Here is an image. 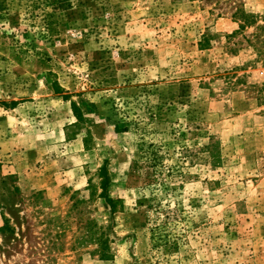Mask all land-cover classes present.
Returning <instances> with one entry per match:
<instances>
[{
    "label": "rangeland",
    "instance_id": "1",
    "mask_svg": "<svg viewBox=\"0 0 264 264\" xmlns=\"http://www.w3.org/2000/svg\"><path fill=\"white\" fill-rule=\"evenodd\" d=\"M0 175V264H264V0H0Z\"/></svg>",
    "mask_w": 264,
    "mask_h": 264
},
{
    "label": "trees",
    "instance_id": "2",
    "mask_svg": "<svg viewBox=\"0 0 264 264\" xmlns=\"http://www.w3.org/2000/svg\"><path fill=\"white\" fill-rule=\"evenodd\" d=\"M244 16V15H243ZM246 17V21L245 23L249 24L251 20H253L252 16H244ZM101 190H102V198L104 197L105 199L109 200V204H110V209L115 212L116 211V204L114 203V200H112L110 198L109 195V177H108V172L106 169H102L101 171ZM14 190L16 191L17 189L14 188ZM10 192L9 189V184L8 181L5 177L0 175V214L3 217V221H4V226L0 229L1 232L3 233H7L8 231L13 233V228L11 226V220L7 218L6 214L4 213V210L6 209L7 206V201H5V195H7ZM3 211V212H2ZM90 238V236H89ZM99 241V245L104 246L106 244V240L104 241V235H102L100 238H92L91 242ZM101 243V244H100Z\"/></svg>",
    "mask_w": 264,
    "mask_h": 264
},
{
    "label": "crops",
    "instance_id": "3",
    "mask_svg": "<svg viewBox=\"0 0 264 264\" xmlns=\"http://www.w3.org/2000/svg\"><path fill=\"white\" fill-rule=\"evenodd\" d=\"M0 220H1V222H3V221H2V216H1V215H0Z\"/></svg>",
    "mask_w": 264,
    "mask_h": 264
}]
</instances>
